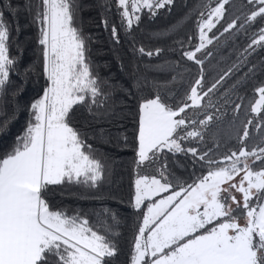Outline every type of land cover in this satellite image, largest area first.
Listing matches in <instances>:
<instances>
[{"label":"trees","instance_id":"1","mask_svg":"<svg viewBox=\"0 0 264 264\" xmlns=\"http://www.w3.org/2000/svg\"><path fill=\"white\" fill-rule=\"evenodd\" d=\"M222 2V16L199 48V25ZM261 6L256 0H171L159 11L142 8L128 25L118 0H0L6 48L0 64V168L27 149L41 128L50 86L48 34L54 8L60 7L87 73L64 121L93 166L43 183L40 199L52 213L99 238L106 249L101 264H137L139 251L162 220L145 226L151 201H136L140 175L160 174L170 185L165 193L182 190V198L213 169L237 158L252 172L264 170V104L255 110L264 88ZM195 87L202 100L198 106L189 105ZM153 98L172 109L187 105L185 117L197 113L178 136L199 130L181 139V150L162 149L143 161L138 154L140 106ZM263 198L264 188L257 201ZM246 209L232 212L240 217ZM220 221L147 255L140 264L175 252ZM260 249L259 264H264L263 245ZM74 250L63 240L43 244L36 264H72Z\"/></svg>","mask_w":264,"mask_h":264},{"label":"rangeland","instance_id":"2","mask_svg":"<svg viewBox=\"0 0 264 264\" xmlns=\"http://www.w3.org/2000/svg\"><path fill=\"white\" fill-rule=\"evenodd\" d=\"M256 1L262 5L259 12H264V0ZM170 2L171 0H118V5L127 24L132 25L136 13L142 8L159 11ZM223 6V2L216 6L199 25V48L208 43V32L221 18ZM54 9L53 26L48 34L47 69L50 86L43 105L40 130L48 135L49 154L45 162L46 172L55 173L56 179L52 181L49 178L45 181L46 184L59 182L69 174L85 173L93 166V163L83 155L75 133L64 121L65 113L78 100L77 91L85 82L87 73L84 66L80 65L78 42L66 24L63 9L60 7ZM261 37H264V31ZM5 58L4 34L0 32L1 65L5 63ZM259 93L256 111L264 104V88ZM201 102V96L195 87L189 105L198 106ZM186 107L187 105L172 109L159 98L141 104L138 148L140 160L148 161L162 149L179 151L182 149V138L197 134L198 128L177 135L179 130L189 126L197 117V113L185 117L183 109ZM162 177L158 173L143 174L136 181L137 203L142 205L145 201H151L146 211L145 226L162 219L157 228L149 234L145 244L147 246L139 251L137 264H140V260L145 256L163 250L165 244L193 234L219 219L221 221L213 226L210 239L239 243L242 251L250 253L251 264L252 251L258 243L257 236L259 231L261 233L264 231V198L257 201L260 191L264 188V170L252 172L247 167L239 166L237 158L229 165L213 169L203 182L182 198V190L165 193L170 189V185ZM153 197L157 199L154 201ZM180 198L181 200L176 203ZM240 206L247 209L242 213L243 216L238 217L239 215L233 214L232 211ZM52 215L57 217V221H66L56 214ZM43 217L47 219V224L52 226L53 223L48 221V212L43 213ZM78 237L74 229L62 225L60 229L51 230L47 244L54 240H63L71 244L75 249L72 253V264H101L102 256L105 254L101 246L97 244L94 247L83 248V244L77 240ZM95 237L99 240L96 235ZM185 244L187 245L183 250H179L182 256L176 260L177 264H203V238H192ZM256 264H259L257 256Z\"/></svg>","mask_w":264,"mask_h":264},{"label":"crops","instance_id":"3","mask_svg":"<svg viewBox=\"0 0 264 264\" xmlns=\"http://www.w3.org/2000/svg\"><path fill=\"white\" fill-rule=\"evenodd\" d=\"M48 148V135L39 130L27 149L5 159L1 165L0 264H36L40 258L42 245L47 244L51 236V230L60 229L62 225L74 229L83 248L98 244L106 253L105 247L94 234L88 233L80 226H72L67 221H57V217L52 215L54 213L41 202L42 184L49 178L52 181L56 179L55 173L46 172ZM45 212L49 214L48 221L56 223L55 226L47 224V219L43 217ZM161 222L162 220L153 231ZM212 230L213 228L197 236L203 238V264H250V253L242 251L239 243L211 240ZM257 237L260 244L257 243L252 251L251 264H256V256L258 259L260 257V245L264 248V231L262 233L259 231ZM174 241L165 244L164 248ZM186 245L184 243L175 252L156 259L152 264H177L176 260L182 256L179 250L182 251ZM146 246L144 245L141 250ZM155 253L158 252L151 255Z\"/></svg>","mask_w":264,"mask_h":264}]
</instances>
